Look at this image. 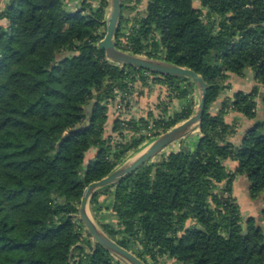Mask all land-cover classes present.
Here are the masks:
<instances>
[{
	"label": "trees",
	"instance_id": "16d2710c",
	"mask_svg": "<svg viewBox=\"0 0 264 264\" xmlns=\"http://www.w3.org/2000/svg\"><path fill=\"white\" fill-rule=\"evenodd\" d=\"M79 1L67 9L64 0H8L0 11V264H125L92 243L77 212L84 187L143 140L110 145L103 99L144 69L112 62L97 48L107 1ZM140 1L144 15H123L135 7L121 3L115 41L130 22L124 49L205 79L201 135L193 148L170 149L93 193L91 209L109 211L100 228L147 264H264V204L243 222L230 194L235 175L244 174L250 198L264 200V121L235 145L228 140L235 125L223 119L226 104L209 110L227 72L249 66L264 85V0H197L198 7L194 0ZM184 79L157 80L184 97L190 92L179 85ZM256 95L257 88L237 92L231 106L253 118ZM190 106L165 121L164 130L189 117ZM92 146L97 152L84 165ZM226 159L237 161L233 171ZM221 182L224 198L217 193Z\"/></svg>",
	"mask_w": 264,
	"mask_h": 264
},
{
	"label": "crops",
	"instance_id": "0c3cea01",
	"mask_svg": "<svg viewBox=\"0 0 264 264\" xmlns=\"http://www.w3.org/2000/svg\"><path fill=\"white\" fill-rule=\"evenodd\" d=\"M145 3V2H144ZM194 6L198 7L199 2L194 1ZM130 14V13H129ZM185 78V77H182ZM181 87L189 85L190 92L186 96H176L171 94L164 86H147L145 91V85L139 83L133 90L130 91V95L127 99V107L131 109L134 117L142 118V116L153 117L156 115H171L179 112L186 103H191L192 110L195 109L198 102V89L190 79L185 78L179 81ZM222 89L216 96V98L210 103L209 110L211 113L218 112L222 105L225 103L226 108L223 113V119L228 124H234L235 130L228 136V140L237 145L241 141L246 131L257 121H264V85L255 77V71L251 67H245L241 73L227 72V76L221 82ZM137 87V88H136ZM140 89L139 92H134L136 89ZM253 88H257V95L255 97V116L253 118L246 117L243 113L236 111L232 108L231 102L234 100L237 92H250ZM139 111L138 113H136ZM114 117L107 112V122L105 126L108 129L105 136H108L114 132L112 130ZM201 133L199 126H194L193 129L188 131L183 136L172 141L167 146V150L177 147L176 142H184L189 147H193V143L197 142ZM192 145V146H191ZM184 146V145H183ZM183 147L184 149H191L189 147ZM166 147V146H165ZM179 147V146H178ZM178 149V148H176ZM97 152V148L90 147L84 156V165L91 160ZM225 168L228 171H233L236 168L237 161L234 159L224 160ZM225 185L224 182L218 184V190L222 189ZM249 181L244 174H236L231 185L230 194L233 201L238 205L243 222L249 216L256 217L260 208L264 204L262 196L256 199H252L248 193ZM224 197L227 195L223 194Z\"/></svg>",
	"mask_w": 264,
	"mask_h": 264
},
{
	"label": "water",
	"instance_id": "95a60500",
	"mask_svg": "<svg viewBox=\"0 0 264 264\" xmlns=\"http://www.w3.org/2000/svg\"><path fill=\"white\" fill-rule=\"evenodd\" d=\"M121 3V0H109V2H107L109 5V11L107 15L105 14L104 18L105 33L103 37L97 42V48L104 51V54L108 60L118 63L121 66H135L144 70L158 73L160 75L185 77L190 79L198 89V102L189 117L181 120L169 129L165 130L163 133L159 134L147 145L143 151H140L131 158L123 161L105 176L98 180L89 182L84 187L80 198L77 217L82 222L84 229L90 235L93 244L95 242L101 244L117 259L121 260L125 264H147L133 252L118 244L114 239L109 237L101 228L97 226L88 211L89 200L96 190L126 177L140 165L148 162L152 156L162 150L169 143L186 134L188 131L193 129L194 126H199L205 110L207 83L200 74L191 68L180 66L161 58L151 57L141 53H133L118 47L116 45L114 35L120 20ZM72 132L73 129L64 132L57 141L56 147H58ZM217 193L221 198H224L222 189L217 190Z\"/></svg>",
	"mask_w": 264,
	"mask_h": 264
},
{
	"label": "built area",
	"instance_id": "2783aa9c",
	"mask_svg": "<svg viewBox=\"0 0 264 264\" xmlns=\"http://www.w3.org/2000/svg\"><path fill=\"white\" fill-rule=\"evenodd\" d=\"M130 24V22L125 24V27L122 30L123 35L119 38L120 43L119 45L116 43V45L122 49H124L123 45L126 44V32H128ZM140 75H143L144 77L141 78ZM140 75L137 73L134 81L127 80L125 87H113L110 95L103 99L104 104L108 108L109 114L118 121L119 129L109 135L110 145L112 146L119 143H125L132 137H142L145 141L154 139L165 131V121H168L172 117L171 115H156L153 117H146L144 115L142 118L134 117L131 109L127 107V99L130 95V91L133 90L135 86H138L140 82L145 86H164L166 87V90L171 94H174V90L171 87L167 86L166 83H161L157 80L161 78L162 75L148 70H143ZM133 83L136 84L134 85ZM69 264H72V262Z\"/></svg>",
	"mask_w": 264,
	"mask_h": 264
},
{
	"label": "rangeland",
	"instance_id": "374dc122",
	"mask_svg": "<svg viewBox=\"0 0 264 264\" xmlns=\"http://www.w3.org/2000/svg\"><path fill=\"white\" fill-rule=\"evenodd\" d=\"M65 1V5H66V8L68 9V7H70V8H72V9H76L77 7H80L79 5H80V1L79 0H64ZM93 2H94V5L96 4V2L98 1V0H92ZM107 2H109V0H106ZM7 2H8V0H0V11H2L4 8H5V5L7 4ZM121 2L123 3V4H127V3H131V4H129V5H133V7H135L132 11H131V13L129 14V12H127V9H123V11H122V13H123V15H128V16H131V15H133V16H136V15H144L145 14V8H146V6H145V3H144V1H140V2H136V0H131V2L129 1V2H126L125 0H121ZM108 11H109V5L107 4L106 5V7H105V14L107 15V13H108ZM121 13V12H120ZM4 22H5V19L4 18H0V25H3L4 24ZM100 31H102V32H104L105 33V26L104 27H101L100 28ZM140 74H142V72H140ZM134 85L136 84V83H133ZM137 88V87H136ZM135 88V89H136ZM148 89V87L147 86H145L144 87V90L146 91ZM140 91V89H136L134 92H139ZM132 92V91H131ZM139 111H137L136 113H138ZM107 124H105V126H106ZM107 131H108V129L106 128V130L104 131V135H105V132L107 133ZM136 138V137H135ZM153 139H150V140H147V141H145L144 140V138H143V140L140 142V144L138 145V147H137V151H131V153L127 156V157H125L124 158V160L123 161H125V160H127V159H129V158H131L132 156H134L135 154H137L138 152H140V151H143L146 147H147V145L152 141ZM128 141H130V139L128 140ZM198 141V140H197ZM177 143V147L176 148H182L183 149V147L185 146V145H187L186 143H184V142H176ZM197 142H195V143H193L194 145H193V147L195 146V144H196ZM184 145V146H183ZM179 146V147H178ZM192 146V145H191ZM167 147L168 146H166V147H164L162 150H160L159 152H157L154 156H152L151 158H150V162H153V161H157L159 158H160V156L162 155V154H166L169 150H167ZM185 147H189V146H185ZM193 147H189V148H193ZM176 148H172V149H175L176 150ZM122 161V162H123ZM121 162V163H122ZM120 163V164H121ZM120 164H118V165H120ZM117 165V166H118ZM117 166H115V167H117ZM114 167V168H115ZM102 189H104V188H100V189H98V190H96L95 192H98V191H102ZM94 192V193H95ZM105 193H99V200L100 201H104L105 200ZM264 202V201H263ZM88 211H89V214H90V216L92 217V219L94 220V222L97 224V226L100 228V224H99V220H101V221H106V219L104 218V217H109V216H111V213L109 212V211H106V209L105 208H102L100 211H98V212H96V213H94L93 212V210L91 209V206H90V203L88 204ZM101 213H104V215L105 216H102V214ZM188 225V224H187ZM164 264H176L175 262H173L171 259H168V260H165L164 261Z\"/></svg>",
	"mask_w": 264,
	"mask_h": 264
}]
</instances>
